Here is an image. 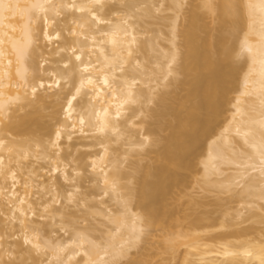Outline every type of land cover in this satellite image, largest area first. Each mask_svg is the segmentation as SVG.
<instances>
[{"label":"bare ground","instance_id":"obj_1","mask_svg":"<svg viewBox=\"0 0 264 264\" xmlns=\"http://www.w3.org/2000/svg\"><path fill=\"white\" fill-rule=\"evenodd\" d=\"M0 0V264H264V0Z\"/></svg>","mask_w":264,"mask_h":264},{"label":"snow or ice","instance_id":"obj_2","mask_svg":"<svg viewBox=\"0 0 264 264\" xmlns=\"http://www.w3.org/2000/svg\"><path fill=\"white\" fill-rule=\"evenodd\" d=\"M223 7L227 10H230L231 8V3H230V0H225V3L223 5Z\"/></svg>","mask_w":264,"mask_h":264}]
</instances>
